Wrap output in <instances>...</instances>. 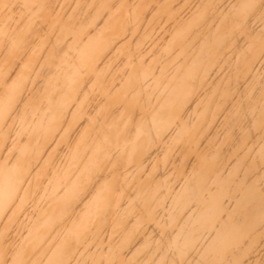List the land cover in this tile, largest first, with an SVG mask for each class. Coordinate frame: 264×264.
Segmentation results:
<instances>
[{
  "label": "bare ground",
  "instance_id": "obj_1",
  "mask_svg": "<svg viewBox=\"0 0 264 264\" xmlns=\"http://www.w3.org/2000/svg\"><path fill=\"white\" fill-rule=\"evenodd\" d=\"M0 264H264V0H0Z\"/></svg>",
  "mask_w": 264,
  "mask_h": 264
}]
</instances>
